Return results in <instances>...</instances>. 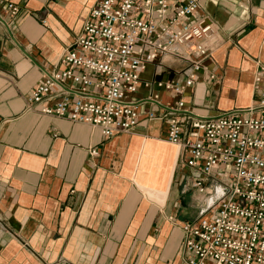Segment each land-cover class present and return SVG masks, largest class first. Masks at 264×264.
<instances>
[{
  "label": "crops",
  "instance_id": "crops-1",
  "mask_svg": "<svg viewBox=\"0 0 264 264\" xmlns=\"http://www.w3.org/2000/svg\"><path fill=\"white\" fill-rule=\"evenodd\" d=\"M5 1L20 12L0 7V264H186L181 225L197 220L204 197L166 141L167 122L147 119L160 111L148 92L133 95L138 126L112 138L25 109L100 0ZM199 4L217 47L184 103L205 117L247 109L264 67V0ZM189 72L163 57L140 77L183 81Z\"/></svg>",
  "mask_w": 264,
  "mask_h": 264
},
{
  "label": "built area",
  "instance_id": "built-area-1",
  "mask_svg": "<svg viewBox=\"0 0 264 264\" xmlns=\"http://www.w3.org/2000/svg\"><path fill=\"white\" fill-rule=\"evenodd\" d=\"M0 7L12 18L20 12L9 1ZM199 9V0H100L61 55L62 69L43 77L25 109L112 138L138 126L142 101L127 97L142 88L145 101L160 108L147 119L167 122L166 141L179 148L191 188L204 197L197 220L181 225L185 263L264 264V67L255 73L249 108L205 117L186 107V89L217 47ZM163 57L187 64L186 79L140 77ZM162 91L177 100L161 103Z\"/></svg>",
  "mask_w": 264,
  "mask_h": 264
},
{
  "label": "rangeland",
  "instance_id": "rangeland-1",
  "mask_svg": "<svg viewBox=\"0 0 264 264\" xmlns=\"http://www.w3.org/2000/svg\"><path fill=\"white\" fill-rule=\"evenodd\" d=\"M127 99H134V97L133 96L132 97L131 96H128Z\"/></svg>",
  "mask_w": 264,
  "mask_h": 264
}]
</instances>
